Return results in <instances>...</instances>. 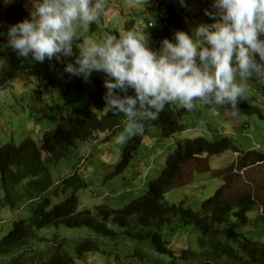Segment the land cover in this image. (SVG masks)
<instances>
[{"label": "trees", "instance_id": "trees-1", "mask_svg": "<svg viewBox=\"0 0 264 264\" xmlns=\"http://www.w3.org/2000/svg\"><path fill=\"white\" fill-rule=\"evenodd\" d=\"M207 5L211 6L207 12L216 11L213 4ZM28 14V9L20 4L4 5L0 2V61L14 68L32 64L36 74L47 79L48 83L58 85L59 81L48 75L65 56L61 55L59 60L55 56L46 57L40 62L29 53L32 62H25V57L7 43V26L27 18ZM203 17L202 24L214 22L205 13ZM157 18V24L150 28L156 40L174 38L176 31L189 32L190 25L171 3L164 7L158 4ZM116 23L121 25L119 18ZM258 38L264 41V33ZM82 39L80 37L77 41ZM206 46L202 42L201 47ZM253 56L260 68L249 71L264 73V61L256 54ZM197 63H200L198 58ZM103 81L95 79L85 104L73 106L69 115H62L56 124L46 129L40 145L33 138L26 137L19 144L10 141L0 146V264H74L76 256L82 257L91 251L102 253V246L120 242L125 246L134 245V254L142 259L143 264H264V243L231 225V220L241 223L248 220L256 204L250 191L232 192L230 181L223 175V184L197 209L184 205L183 201L169 202L165 197L169 185L179 176L181 165L188 160L228 150L240 153L236 161L239 169L264 162L263 151L256 148L243 150L232 137L216 134L215 139H209L202 134L173 140L175 146L165 156L164 168L156 177L150 178L142 195L120 207L100 203L92 208H81L76 193L88 186L78 171L55 181L54 167L76 155L81 144L96 141L99 137L104 138L99 139L100 142L107 141L118 131L126 129L120 112L104 110L106 102L102 97L106 89ZM2 82H5L3 77ZM243 88V98L238 97L235 106L227 100L223 104L217 103L214 95L208 94L207 99L195 98L191 111L178 103H166L155 119L132 118L140 128L134 129L136 134L130 135L122 147L121 157L109 176L128 170L132 158L141 154L143 146L147 149L157 141L188 130L191 123L204 119L201 115L207 109L231 117L255 115L264 120V107L250 100V93L264 99V81L257 88ZM128 94L134 96L131 89ZM151 138L156 142L152 143ZM177 218L198 231L195 249L183 248L176 253L168 245L169 232L175 229L171 224ZM261 218L264 220V215ZM75 238L78 241L73 249L75 254H72L69 248ZM145 242L147 245L144 246Z\"/></svg>", "mask_w": 264, "mask_h": 264}, {"label": "rangeland", "instance_id": "rangeland-1", "mask_svg": "<svg viewBox=\"0 0 264 264\" xmlns=\"http://www.w3.org/2000/svg\"><path fill=\"white\" fill-rule=\"evenodd\" d=\"M160 1L162 6L167 2V0H109L103 4V6L107 5L106 7L110 6L111 8L104 20L102 19L104 15L98 14L97 19L92 22L88 21L85 23L79 19L74 21L71 39L73 55L69 56L71 62L68 63H75V59L79 56L84 45L80 41L75 44L78 31L82 28L85 31L86 27L96 25L93 37L87 38L88 43H97L96 38L99 36L104 37L105 34L100 35L104 25H108L111 20L116 18H135L136 29L140 30L145 19H151L148 14H151V17L156 15L155 7ZM173 2H176L177 10L182 19L190 25L188 34L200 48L202 41L195 36V31L204 20L203 14L211 8L207 3L213 4V2L184 0L183 5L180 0H173ZM13 3L22 4L29 11L34 10L31 0H28L27 4H25V0H14ZM95 4V0H91V5L94 6ZM194 15L197 16L194 17ZM126 24L127 21H123L119 28H124ZM81 35H83V32ZM100 40L103 41L104 39ZM66 59L60 60L56 64L57 66L51 68L48 75L54 80L57 79L63 89L52 88L46 91L31 88L37 82L29 76V71L27 73L21 70L10 74V69L0 63V74L8 80L6 85L0 88V145L9 140L18 143L26 136L39 140L42 137L43 129L57 119L56 124L60 120L61 115H69L73 105L85 104L87 92H92L94 88L95 78H105L103 72L96 71H93L88 82L84 81L83 75H74L72 77L70 73L65 71V66L68 64H66ZM29 60L31 61L32 59ZM61 67H63V70H59ZM250 72L251 75L244 77H241L239 72L234 74V82L241 87H259L264 81V73ZM41 87L43 89V86ZM65 88L67 91L64 93ZM33 95L34 97H32ZM250 95V100H253V104L264 107V99L261 96H256L252 93ZM46 100L50 103H46ZM29 106L34 109V112L36 111V114H40L42 111L43 116L33 120V117L29 114ZM46 107L50 109L47 110ZM119 115L127 128L129 118L122 112ZM225 115L215 109H207L201 115L204 119L191 123L188 130L178 133L170 139H162L160 142H156L155 139L151 138L153 140L152 143H156L149 145L150 147H147V149L143 146L141 154L132 158L129 169L112 177L109 175L114 171L115 163L121 157L122 146L125 145L130 136L127 137L124 144H118L116 138L125 129L118 131L107 141L100 142L99 139L104 138L99 137L96 141L81 144L76 155L54 167L55 181L57 182L63 176L78 171L86 179L88 186L76 193L81 208H92L100 203H105L111 207H120L130 199L142 195L147 189V183L150 178L156 177L158 172L165 166V156L173 151L175 144L172 141L178 138L203 134L209 139H215L212 136L216 135L211 130L217 129L222 132L218 133L221 136L232 137L241 149L247 150L248 147H255L264 152L263 119L255 115L242 117ZM209 125L212 128H209ZM153 148H155L154 151ZM238 155L237 152L227 150L220 154L203 155L184 162L179 176L169 185V190L165 197L169 202L178 203L183 201L184 205L197 209L203 200L211 196L223 184V175H225L230 181L232 192L242 193L250 191L256 200L255 207L249 213L248 220L245 223H241L239 220H231V225L264 243V220L261 218V215H264V162L254 163L239 169L236 164ZM1 196L0 190V199ZM171 225L175 229H171L169 232L171 235L168 237V245L174 252L180 253L183 248L195 249L197 247L199 233L195 228L184 224L180 218L175 219ZM77 241L78 238L71 241L69 249L72 254H75L73 249ZM143 245L145 246L147 243L145 242ZM102 249V253L91 251L82 257L76 256L74 264H143L142 259L137 254H134L136 247L131 243L125 246L120 242L118 245L102 246ZM145 252L147 253L148 251L145 250ZM154 257L155 255L153 254Z\"/></svg>", "mask_w": 264, "mask_h": 264}, {"label": "clouds", "instance_id": "clouds-1", "mask_svg": "<svg viewBox=\"0 0 264 264\" xmlns=\"http://www.w3.org/2000/svg\"><path fill=\"white\" fill-rule=\"evenodd\" d=\"M108 1L95 0L96 4L93 6L91 0H31L34 10H28V17L7 26V43L20 56L25 57L23 59L25 62H29V53L34 60L40 62L46 57L51 59L54 56L59 60L61 55L66 59V56L73 55L71 46L73 22L77 19L85 23L92 22L97 19L98 14L104 15L102 18L104 20L111 9L110 6H103ZM209 1L213 2L216 11H206L205 14L214 22L201 24L195 31V36L205 43L206 47L198 48L189 32L184 31H176L174 39L156 40L150 33V28L158 22V5L155 7L154 18L148 14L151 19H145L146 23L141 25L140 30L136 29L135 18H119L121 25L123 21H127V27L124 28H119L116 18L108 25H104L100 35L105 36L96 38L97 43L87 42L88 37H93L96 25L92 26L93 28L86 27L85 31L83 28L78 31V36L83 32L80 36L83 39L80 42L84 45L74 64L68 63L71 62L69 57L66 59L68 64L65 71L72 77L83 75L85 82H88L93 71L103 72L105 78H97L104 80L106 92L102 98L106 102L105 112H122L129 118L127 128L116 138L118 144H124L127 137L136 134L134 129L140 128L132 118L143 116L155 119L166 103H178L179 106L191 111L194 107L193 100L207 99L208 94H213L217 103L223 104L227 100L233 106L238 97L243 98L245 89L234 82V74L238 68L241 77L249 76L250 69L260 68L253 54L264 61V41L258 38L264 33V0ZM0 2L8 5L14 0ZM183 2L184 0H180L182 5ZM27 3L28 0H25V4ZM170 3L177 9V4L173 0H167L165 5ZM89 30L91 31L85 34ZM112 33H115V36ZM78 36L75 44L80 38ZM0 63L10 69V74L21 70L29 71V76L37 82L31 88L45 91L52 88L63 89L59 83L58 85L48 83L47 79L36 74L32 64L28 66L21 64L14 68L4 61ZM1 77L5 78L0 74V88L8 81L5 78V82L1 83ZM130 89L134 96L128 94ZM66 91L65 88L63 92ZM46 103L50 102L46 100ZM28 109L33 120L43 116L42 111L36 114L32 107ZM56 121L57 119L43 129L42 136ZM208 127L212 128L210 125ZM211 131L214 135L221 132ZM41 139L42 137L34 140L40 145ZM10 141L13 140L8 142ZM19 143L20 141L16 144ZM251 148L255 147H248ZM237 153L240 155L238 151ZM0 190L2 193L1 187Z\"/></svg>", "mask_w": 264, "mask_h": 264}]
</instances>
